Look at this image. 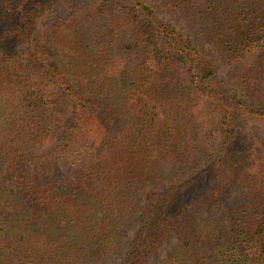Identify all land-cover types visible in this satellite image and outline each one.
I'll list each match as a JSON object with an SVG mask.
<instances>
[{
  "label": "trees",
  "instance_id": "1",
  "mask_svg": "<svg viewBox=\"0 0 264 264\" xmlns=\"http://www.w3.org/2000/svg\"><path fill=\"white\" fill-rule=\"evenodd\" d=\"M149 1L0 7V264H264V0Z\"/></svg>",
  "mask_w": 264,
  "mask_h": 264
},
{
  "label": "rangeland",
  "instance_id": "2",
  "mask_svg": "<svg viewBox=\"0 0 264 264\" xmlns=\"http://www.w3.org/2000/svg\"><path fill=\"white\" fill-rule=\"evenodd\" d=\"M1 1L2 2H0V7L8 4L9 7L12 8V4L10 3V1H13V0H1ZM145 1L152 4V2H150L149 0H145ZM157 11H158V15L163 17V19L167 18V16H165L163 12L160 11V8H157ZM177 26L179 25L177 24ZM179 29L183 30L182 28H179ZM205 48L206 49L204 53L207 54L209 58L214 60V53L211 52V48L210 47L208 48L206 46ZM214 62L215 64H217L215 60ZM238 137H239V141L237 140L235 142V144L230 148L228 154H241L245 152L247 153L248 150L256 151L259 149V146H263L264 144V141H263L264 140V126L263 127L252 126L250 127V129H248V128L243 127V125H240L238 129ZM210 162L211 161H207L201 167H199V169L195 170L193 173H191L188 176V178H190L192 182L191 183L192 185L190 189H188L185 193H182L180 197H178V199L174 202L175 206L178 207V203L179 204L184 203V201L188 200L192 194H195L196 192L201 190L202 186H204L205 184L207 185L209 182L212 181V173H210V171L207 172L208 164H210ZM201 169L207 170L206 172L204 171V173L206 174H199ZM173 241H174V238H168L162 244L161 255L164 254L165 250L170 246V244Z\"/></svg>",
  "mask_w": 264,
  "mask_h": 264
}]
</instances>
